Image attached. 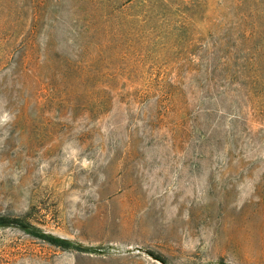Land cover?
Masks as SVG:
<instances>
[{
    "label": "rangeland",
    "instance_id": "rangeland-1",
    "mask_svg": "<svg viewBox=\"0 0 264 264\" xmlns=\"http://www.w3.org/2000/svg\"><path fill=\"white\" fill-rule=\"evenodd\" d=\"M0 264H264V0H0Z\"/></svg>",
    "mask_w": 264,
    "mask_h": 264
},
{
    "label": "trees",
    "instance_id": "trees-1",
    "mask_svg": "<svg viewBox=\"0 0 264 264\" xmlns=\"http://www.w3.org/2000/svg\"><path fill=\"white\" fill-rule=\"evenodd\" d=\"M7 226H16L18 228H21L29 235L41 239L42 241L50 245H53L55 247H58L60 249H69L81 253L99 252L97 249L91 246H86L81 243L72 241L68 238H64L49 232H45L39 227L33 225L32 223L26 221L21 217L0 215V227H7Z\"/></svg>",
    "mask_w": 264,
    "mask_h": 264
},
{
    "label": "water",
    "instance_id": "water-1",
    "mask_svg": "<svg viewBox=\"0 0 264 264\" xmlns=\"http://www.w3.org/2000/svg\"><path fill=\"white\" fill-rule=\"evenodd\" d=\"M97 249L100 253H110V254H128V253H147L146 249L140 246H117V245H103V246H91ZM217 264V263H211Z\"/></svg>",
    "mask_w": 264,
    "mask_h": 264
}]
</instances>
